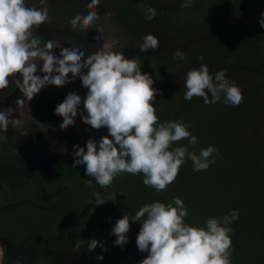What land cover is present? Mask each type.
Wrapping results in <instances>:
<instances>
[{
  "label": "rangeland",
  "instance_id": "1",
  "mask_svg": "<svg viewBox=\"0 0 264 264\" xmlns=\"http://www.w3.org/2000/svg\"><path fill=\"white\" fill-rule=\"evenodd\" d=\"M237 1L240 4H235V11H226L215 1H207L204 5L207 10L189 18V7H181L184 0H100V5L91 9L99 13V20L88 30L80 31L72 29L70 21L76 14L86 15L90 11L87 7L90 0H47L50 22L33 28L31 38H43V41L37 39L40 47L48 40L59 41L61 47H79L85 52L84 58L106 51L123 53L126 58L139 57L141 72L151 76L153 88L158 90L154 102L156 112L177 105L186 91L184 80L189 69H198L201 64H206L213 76L224 70L226 78L241 89L242 103L236 107L226 105L221 96L219 102L205 104L203 98L196 97L197 111L178 122L189 124L188 130L198 139L195 146L189 147L190 151L194 150L199 155V151L208 146L216 149L209 157H215V163L210 168L222 178L218 182L222 181L228 196L244 199L241 196L243 192L252 195L254 188L257 191L264 186V60L245 64L220 54L218 58L213 55L207 61L197 57L193 51V48H203L207 40L218 33L259 22L264 12L259 0ZM193 2L190 10L195 8ZM25 4L41 7L40 0H25ZM199 4L202 6L203 3ZM148 7L156 10V16L151 21L145 16ZM133 9L135 12L131 13ZM138 13L143 19L137 16ZM172 15L175 19H171ZM208 16L216 18L204 23L206 20L201 19ZM146 34L158 38V49L139 51V44ZM199 39L204 42L195 41ZM177 50L184 53L183 59L173 60ZM59 52L60 49L54 50L57 56ZM149 60H153L155 72L146 70L144 62ZM214 61L215 64H211ZM37 75L42 73L38 71ZM14 79L10 78L13 82L0 90V111L10 119L7 131L0 130V136L5 137L0 140V178H22L23 183L0 201V221L5 227L0 232V264H140L148 255L136 246L141 223L130 221L128 243L123 248L113 244L116 237L110 234L116 220L124 214L131 218L143 205L158 201L156 198L140 197L135 175L126 172L117 175L107 187L99 186L95 180L92 184L86 181L85 187L74 183L49 186L46 180L56 164L74 159L73 145L86 147L90 138L98 141L108 135V130L106 127L93 129L85 124L81 119V114L86 115L84 109L76 116L74 125L67 129L62 130L59 127L61 123L52 128L43 127L32 115L31 102L62 92L81 93L87 89L77 77L63 87L45 86L30 101L25 98L20 106L16 101L23 95L16 88ZM213 131H216L217 138L213 136ZM177 143L186 146L188 141ZM189 168L191 166L187 170ZM27 178L30 180L28 183L25 181ZM38 180L47 184L54 198L45 201L39 195L41 187ZM97 192L101 198L111 196L115 201L90 204L95 201L94 193ZM259 195V203L255 202L253 206L257 209L261 204L264 215V187ZM51 215H56L59 221L57 234H48L44 228L43 221ZM190 215L188 211L185 223L196 226ZM20 216L34 220L30 238L25 242L16 241L5 223L6 219ZM199 216H203L202 219L197 218V225L201 227L205 216L203 213ZM188 220L191 222L188 223ZM90 239L100 241L108 251L102 252L98 245L90 252L86 243L73 251L77 241ZM98 255H102L103 259H97ZM243 258H231V264L242 263Z\"/></svg>",
  "mask_w": 264,
  "mask_h": 264
},
{
  "label": "clouds",
  "instance_id": "2",
  "mask_svg": "<svg viewBox=\"0 0 264 264\" xmlns=\"http://www.w3.org/2000/svg\"><path fill=\"white\" fill-rule=\"evenodd\" d=\"M191 4L192 0H184L181 7ZM40 5L39 8L28 7L25 0H0V90L13 82L10 78H15L16 88L23 95L16 104L22 106L25 98L30 101L45 86L63 87L79 78L87 89L86 95L82 98L76 92H69L63 102L56 105L54 114L62 117L59 127L63 130L74 125L83 99L86 112V115L81 114L83 122L97 130L106 127L108 135L98 141L90 138L86 147L73 145L72 167L84 165L85 175L94 178L101 187L110 186L117 175L126 172L142 175L145 186L161 192L175 181L186 161H192L194 171L207 170L215 163V157L209 159L216 152L213 146L201 149L199 155L189 150L198 142L188 130L189 124L173 120L158 123L154 107L158 90L153 88L151 76L141 72L139 57L126 58L123 53L106 51L84 58L85 52L79 47H61L55 40H48L40 47V41L31 38L32 29L51 19L47 0H40ZM99 5L100 0H90L87 5L90 11L71 19L72 29L86 31L94 25L100 17L91 9ZM145 16L151 21L156 10L148 7ZM259 23L264 27V12ZM158 47V38L146 34L139 51L148 52ZM55 49H60L59 56L54 54ZM172 58L183 59L184 53L177 50ZM38 71L42 75H37ZM184 86L185 100L201 97L209 104L219 102L223 96L224 103L233 107L243 101L241 89L226 78L225 71L210 75L206 64L189 69ZM9 122V116L0 111V130L6 132ZM2 139L5 137L0 136ZM181 140H187L188 144L172 148ZM87 182L92 184L93 179ZM94 196L95 201L90 204L115 201L111 196L101 198L98 192ZM187 215L188 210L179 197H173L168 204L159 201L145 204L133 217L124 214L116 220L110 233L116 237L113 244L123 248L128 243L130 221L139 222L136 246L139 251L148 253L140 264H231L230 225L238 219L239 213L231 210L222 218H209L204 227L185 223ZM82 243L87 244L90 252L98 245L102 252L108 251L96 239L77 241L73 251L79 250ZM96 258L102 260L103 256Z\"/></svg>",
  "mask_w": 264,
  "mask_h": 264
},
{
  "label": "trees",
  "instance_id": "3",
  "mask_svg": "<svg viewBox=\"0 0 264 264\" xmlns=\"http://www.w3.org/2000/svg\"><path fill=\"white\" fill-rule=\"evenodd\" d=\"M193 1L195 8H193V10H190L192 9L190 7L187 9L188 11H191L188 16L189 18L194 15L198 16L199 14L197 12H204L207 10V7L205 8L204 5L210 0ZM212 1H215L218 5L222 6L226 11L228 9L235 11L233 9L234 7H237L235 4H240L237 0ZM199 2L203 3L202 6ZM258 2H260L259 5L262 10H264V0H259ZM134 12L135 10L133 9L131 13ZM137 16L143 19L139 13ZM174 17L175 15H172L171 19H175ZM215 18L216 17L211 18V16H208L207 19L203 18L201 20H206L204 23H208L215 20ZM37 39L41 41L44 40L40 37H37ZM195 41L200 42V44L204 42L202 39ZM193 51H195L197 57H202L207 61H209L211 59L210 57L213 55L218 58V56L222 54L226 59H229L228 57H230V59L244 62L245 64H255L258 61L264 60V27H261L259 22H254L252 25L247 24L243 27L228 29L209 38L203 48H193ZM152 61L153 60L144 62L146 70L150 73L155 72V67ZM215 62L216 61L211 64H215ZM86 92L87 91H84L78 94L83 98L86 95ZM68 93L62 92L47 98H37L31 102L32 115L43 127L52 128L62 123V117L55 115L54 111L56 105L63 102ZM197 107L198 100L196 97H193L191 100H185L183 94L174 108H166L156 112L158 123H163L168 120L178 122L185 117L194 114L198 109ZM83 109L82 99L78 114ZM215 135L216 131L213 136L217 138V135ZM176 144L181 146L180 143L176 142L174 148L176 147ZM73 161L74 159H69L61 164H56L47 174L46 180H48V185L57 186L74 183L79 187H85L84 183H86L88 179L94 180V178L85 175L84 165L72 167ZM188 166H191V168L187 170ZM210 166L213 167L212 165ZM135 177V186H137L138 192H141V198H156L158 201L165 203H171L173 197L181 198L185 207L191 213L190 217L194 218V224H196L197 227L200 226L197 225V218H203V216H199L200 213L204 214L205 219L202 221L205 222L212 217L218 219L222 218L231 210H236L239 213V217L230 225L232 232L229 233L232 241L231 258L235 259L240 258V256L241 258L244 257L242 263L239 261V264H264V215L262 214L261 204H258L259 207L257 209L253 206L255 202L259 203V197L261 196L259 194L264 186L259 187L257 191L254 188L252 195H249L250 192H243L241 196L244 199H235V197L228 196L222 181L218 182V180L222 178L215 175L210 167L204 171H194L193 163L190 160L186 161L181 166L174 183L168 185L167 189L161 192H156L155 189L145 186L143 184L142 175H135ZM25 181L28 183L30 180L27 178ZM38 182L41 187V190L38 192L39 195L43 196L45 201L54 198V196L50 194L51 192L47 184L42 180H38ZM22 183V178H0V201L7 198L10 192L16 191ZM247 189H250V187ZM169 190L170 193H168ZM259 211H261L260 214H258ZM185 219L187 220V218ZM11 220L9 218L5 220L7 222H4L8 225L10 234H12L14 239L18 242H25L28 240L31 235V228L34 227V220L25 216L13 217ZM43 222L46 233L57 234L59 221L57 220L56 215L49 216ZM187 222L190 223L191 220H188ZM2 223L3 222L0 221V232L5 229ZM204 226L205 223L201 225V227Z\"/></svg>",
  "mask_w": 264,
  "mask_h": 264
}]
</instances>
